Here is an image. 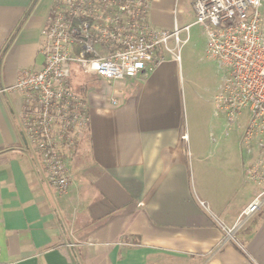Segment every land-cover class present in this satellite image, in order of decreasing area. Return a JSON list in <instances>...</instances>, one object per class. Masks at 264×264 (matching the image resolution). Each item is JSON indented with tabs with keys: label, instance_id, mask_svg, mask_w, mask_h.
<instances>
[{
	"label": "crops",
	"instance_id": "1",
	"mask_svg": "<svg viewBox=\"0 0 264 264\" xmlns=\"http://www.w3.org/2000/svg\"><path fill=\"white\" fill-rule=\"evenodd\" d=\"M54 1L0 0V264H264V203L245 220L240 212L264 197V169L244 173L240 160L252 155L241 157L237 138L223 137L216 101L206 117L196 110L184 118L180 80L189 93L191 86L181 55L166 53L136 79L103 81L106 105L88 102L97 78L78 68L88 123L64 150L67 191L48 183L22 130L25 94L1 89L23 69L41 68V31ZM194 18L190 0L150 3L153 26Z\"/></svg>",
	"mask_w": 264,
	"mask_h": 264
},
{
	"label": "built area",
	"instance_id": "2",
	"mask_svg": "<svg viewBox=\"0 0 264 264\" xmlns=\"http://www.w3.org/2000/svg\"><path fill=\"white\" fill-rule=\"evenodd\" d=\"M151 1L55 0L41 31V68L23 69L13 84L1 89L25 94L24 136L41 155L46 180L59 195L72 179L64 150L88 123L87 102L68 82L72 65L84 79L107 84L136 79L166 53L179 59L193 24L202 29L208 55L229 71L223 92L215 98L218 109L228 124L245 111L247 135H264V0H190L193 23L172 29L148 21ZM181 31L187 34L183 39ZM109 101L118 103L115 97ZM263 203L261 193L243 209V219ZM226 232L231 235V229Z\"/></svg>",
	"mask_w": 264,
	"mask_h": 264
},
{
	"label": "rangeland",
	"instance_id": "3",
	"mask_svg": "<svg viewBox=\"0 0 264 264\" xmlns=\"http://www.w3.org/2000/svg\"><path fill=\"white\" fill-rule=\"evenodd\" d=\"M190 18L192 17L189 16V20ZM184 36L185 33H182L180 37ZM180 52L183 74L188 78L191 86L189 93L187 81L180 80L184 118L191 121L192 115H196V110H198L201 117H206L208 109L214 110L216 108L215 97L223 92L226 78L229 77V71L216 59L208 55L205 46V36L198 24L190 27L189 37L182 44ZM100 80L97 78L89 81L90 90L87 92V100L88 102L89 100H95L99 105H106L105 97L109 87ZM114 96L118 97L119 93L115 92ZM101 108L110 109L113 107L101 106ZM223 114L220 115L224 118L223 137L234 136L237 138V150L241 157H245L247 153L252 155V160L249 162L240 160V167H242L244 173L248 175L249 172L247 170L252 167L264 169V143L257 134H254L255 136L247 135L248 117L245 111L233 124H228ZM246 177L248 178V176ZM246 200L242 196L239 198V203ZM243 209L240 211L241 213Z\"/></svg>",
	"mask_w": 264,
	"mask_h": 264
},
{
	"label": "trees",
	"instance_id": "4",
	"mask_svg": "<svg viewBox=\"0 0 264 264\" xmlns=\"http://www.w3.org/2000/svg\"><path fill=\"white\" fill-rule=\"evenodd\" d=\"M78 67L72 65L71 77L68 80L70 87L82 97L85 96V82L80 78V75L77 71Z\"/></svg>",
	"mask_w": 264,
	"mask_h": 264
}]
</instances>
